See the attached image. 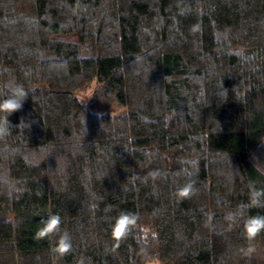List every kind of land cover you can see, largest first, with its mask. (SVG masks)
<instances>
[{"label":"trees","instance_id":"obj_1","mask_svg":"<svg viewBox=\"0 0 264 264\" xmlns=\"http://www.w3.org/2000/svg\"><path fill=\"white\" fill-rule=\"evenodd\" d=\"M17 84L0 264H264V233L242 251L264 208H241L264 188V0H0V99ZM123 211L156 239L117 244ZM52 214L62 257L35 238Z\"/></svg>","mask_w":264,"mask_h":264},{"label":"clouds","instance_id":"obj_2","mask_svg":"<svg viewBox=\"0 0 264 264\" xmlns=\"http://www.w3.org/2000/svg\"><path fill=\"white\" fill-rule=\"evenodd\" d=\"M29 96L28 90L21 85L10 86L7 90L6 98L0 99V141L6 140L13 131L12 125L8 119L14 112L22 109L23 103ZM25 123L22 121L19 127ZM195 165V162H192ZM195 194V186L189 182L180 187L176 191L178 199L183 200L191 198ZM264 208V188H257L255 184L249 186V201L242 204L241 208ZM240 218V210L229 212L226 215V220L235 223ZM140 216L132 211H123L115 219L111 227L112 239L119 244L130 237H135L138 241L145 244L149 238L156 239L157 233L149 226H142L140 223ZM40 227L36 233L37 241L47 239L52 236L59 235L53 251L59 256H65L73 250V243L71 235L68 232L60 234L62 220L59 214H52L41 221ZM264 233V215H250L244 220L243 234L248 246L244 254L250 255L255 249L251 246L258 236Z\"/></svg>","mask_w":264,"mask_h":264},{"label":"rangeland","instance_id":"obj_3","mask_svg":"<svg viewBox=\"0 0 264 264\" xmlns=\"http://www.w3.org/2000/svg\"><path fill=\"white\" fill-rule=\"evenodd\" d=\"M92 86L93 84H90L89 87H86L82 90H79L77 91V95L79 96V98L82 100V101H87V99L89 98L90 96V93H91V90H92ZM110 113L114 114V113H117L119 112L120 110L118 108H115V107H111L109 110H108Z\"/></svg>","mask_w":264,"mask_h":264}]
</instances>
